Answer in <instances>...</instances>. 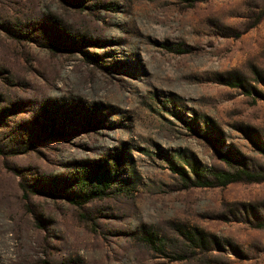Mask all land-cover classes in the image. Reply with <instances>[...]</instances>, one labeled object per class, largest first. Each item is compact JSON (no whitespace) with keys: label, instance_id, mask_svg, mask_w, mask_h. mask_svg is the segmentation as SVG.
I'll use <instances>...</instances> for the list:
<instances>
[{"label":"rangeland","instance_id":"374dc122","mask_svg":"<svg viewBox=\"0 0 264 264\" xmlns=\"http://www.w3.org/2000/svg\"><path fill=\"white\" fill-rule=\"evenodd\" d=\"M254 140L264 0H0V264H264Z\"/></svg>","mask_w":264,"mask_h":264},{"label":"trees","instance_id":"16d2710c","mask_svg":"<svg viewBox=\"0 0 264 264\" xmlns=\"http://www.w3.org/2000/svg\"><path fill=\"white\" fill-rule=\"evenodd\" d=\"M196 2L198 0H192ZM257 153L264 156V145L257 140H254ZM219 158L229 168L228 171L213 173L211 179L201 178L199 173L196 174L194 186L198 187H226L230 184L245 182V183H264V170L255 171L247 166V162L233 154L232 152H219ZM172 170L178 172L182 177H186V173L175 166ZM187 178V177H186ZM259 228L264 229V224L259 223Z\"/></svg>","mask_w":264,"mask_h":264}]
</instances>
